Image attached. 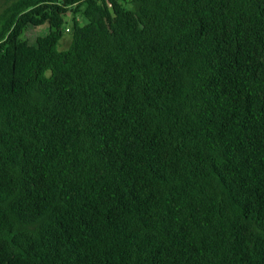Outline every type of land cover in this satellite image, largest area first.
Here are the masks:
<instances>
[{
    "label": "trees",
    "instance_id": "obj_1",
    "mask_svg": "<svg viewBox=\"0 0 264 264\" xmlns=\"http://www.w3.org/2000/svg\"><path fill=\"white\" fill-rule=\"evenodd\" d=\"M0 264H264V0H0Z\"/></svg>",
    "mask_w": 264,
    "mask_h": 264
},
{
    "label": "rangeland",
    "instance_id": "obj_2",
    "mask_svg": "<svg viewBox=\"0 0 264 264\" xmlns=\"http://www.w3.org/2000/svg\"><path fill=\"white\" fill-rule=\"evenodd\" d=\"M80 15V14H79ZM47 31V25L42 24L40 26L27 25L25 30V37L28 41H32L36 35H43ZM70 29L68 28L61 37L59 48H65L70 39Z\"/></svg>",
    "mask_w": 264,
    "mask_h": 264
}]
</instances>
